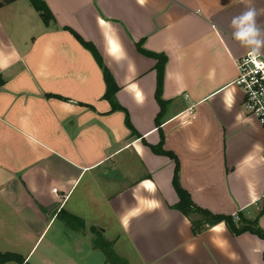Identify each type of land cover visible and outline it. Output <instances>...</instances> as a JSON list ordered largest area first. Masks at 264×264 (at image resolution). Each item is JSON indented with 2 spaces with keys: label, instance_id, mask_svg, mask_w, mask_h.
<instances>
[{
  "label": "crops",
  "instance_id": "crops-1",
  "mask_svg": "<svg viewBox=\"0 0 264 264\" xmlns=\"http://www.w3.org/2000/svg\"><path fill=\"white\" fill-rule=\"evenodd\" d=\"M44 1L48 23L29 0H0V251L22 264H110L93 247L97 227L128 264H264V238L225 222L195 234L175 208L178 162L197 205L264 231V127L234 84L250 49L231 27L254 8L264 39V0ZM138 43L167 57L162 102L158 60Z\"/></svg>",
  "mask_w": 264,
  "mask_h": 264
},
{
  "label": "trees",
  "instance_id": "trees-1",
  "mask_svg": "<svg viewBox=\"0 0 264 264\" xmlns=\"http://www.w3.org/2000/svg\"><path fill=\"white\" fill-rule=\"evenodd\" d=\"M12 0H4V2H9ZM31 4L39 11L41 12L43 19L46 23L49 22V20L52 18V14L47 7L44 0H29ZM83 45L89 48L99 65L103 68L105 81L107 84V91L105 94V98L111 103L112 110H124V108L119 105L116 101L115 93L118 90V86L115 82V79L113 78L110 70L104 65L103 59L101 55L99 54L98 50L89 42L83 40L80 38ZM138 48L141 52L145 54L152 55L153 57L157 58V72H158V98L160 99V91L163 85V79H164V71H165V64L167 62V57L163 54H156L152 52H148L145 49L142 48L141 43H138ZM126 123L129 128H131L133 131V125L130 122V118L127 115ZM154 150L162 152L161 147H154ZM165 153H168L173 158H176L174 154L164 151ZM175 186L178 191V194L180 196V201L175 206V208L179 209L183 214H185L192 222L193 225V231L195 234L201 233L203 230H206L208 227L213 226L220 222H225L228 227L233 231L234 233H242L244 231H251L260 237L264 238V231L259 226L258 219L250 220L246 218V216L242 212H238L236 217L234 215H226V214H217L213 213L212 211L202 208L199 205H197L191 195L180 186L179 183V164L177 162V169L175 174ZM264 211V210H263ZM199 215L198 218H193V215ZM65 223L73 227L77 230H84L85 223L84 220L74 214L68 213L66 211L61 212L60 216ZM92 232L94 233L93 238V247L95 249L101 250L105 257L106 261L110 264H128V261L118 255L114 249V241L109 240L105 238L102 234V232L97 227H92ZM9 260L17 261L18 263H23L24 258L21 255L15 254V253H2L0 251V262H5Z\"/></svg>",
  "mask_w": 264,
  "mask_h": 264
},
{
  "label": "built area",
  "instance_id": "built-area-1",
  "mask_svg": "<svg viewBox=\"0 0 264 264\" xmlns=\"http://www.w3.org/2000/svg\"><path fill=\"white\" fill-rule=\"evenodd\" d=\"M238 76L234 84L244 94V110L255 116L264 127V54L248 51L235 60ZM189 118L194 119L193 108L189 109Z\"/></svg>",
  "mask_w": 264,
  "mask_h": 264
},
{
  "label": "clouds",
  "instance_id": "clouds-1",
  "mask_svg": "<svg viewBox=\"0 0 264 264\" xmlns=\"http://www.w3.org/2000/svg\"><path fill=\"white\" fill-rule=\"evenodd\" d=\"M256 16V10L249 8L231 20L233 38L248 47L253 54H258L264 49V39L261 38V29L257 26Z\"/></svg>",
  "mask_w": 264,
  "mask_h": 264
},
{
  "label": "rangeland",
  "instance_id": "rangeland-1",
  "mask_svg": "<svg viewBox=\"0 0 264 264\" xmlns=\"http://www.w3.org/2000/svg\"><path fill=\"white\" fill-rule=\"evenodd\" d=\"M237 215V214H236ZM199 215H197V214H195V215H193V218H198L199 219ZM236 217V216H235Z\"/></svg>",
  "mask_w": 264,
  "mask_h": 264
}]
</instances>
